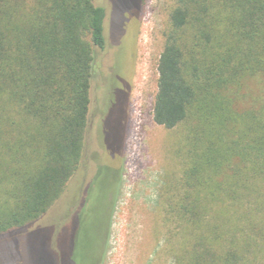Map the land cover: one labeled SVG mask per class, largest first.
Segmentation results:
<instances>
[{
	"label": "trees",
	"instance_id": "trees-1",
	"mask_svg": "<svg viewBox=\"0 0 264 264\" xmlns=\"http://www.w3.org/2000/svg\"><path fill=\"white\" fill-rule=\"evenodd\" d=\"M171 1L152 117L186 129L170 205L192 239L183 264H264V97L235 108L243 81L264 78V0ZM104 19L93 0H0V236L45 213L80 164ZM113 105L121 145L105 142L120 151L122 91Z\"/></svg>",
	"mask_w": 264,
	"mask_h": 264
},
{
	"label": "rangeland",
	"instance_id": "rangeland-1",
	"mask_svg": "<svg viewBox=\"0 0 264 264\" xmlns=\"http://www.w3.org/2000/svg\"><path fill=\"white\" fill-rule=\"evenodd\" d=\"M112 1L114 9L110 0H93L105 9L106 43L95 52L80 164L45 213L21 232L0 236V264H183L191 251L187 228L170 211L188 161L185 125L168 129L152 117L173 2L137 0L122 12L129 0ZM117 91L125 115L123 144L113 151L108 147L119 148L122 133L113 109ZM263 97L264 78L248 77L235 108ZM57 241L70 244L63 246L70 260L59 257Z\"/></svg>",
	"mask_w": 264,
	"mask_h": 264
},
{
	"label": "flooded vegetation",
	"instance_id": "flooded-vegetation-1",
	"mask_svg": "<svg viewBox=\"0 0 264 264\" xmlns=\"http://www.w3.org/2000/svg\"><path fill=\"white\" fill-rule=\"evenodd\" d=\"M60 229H61V228H60ZM64 231L66 232V229L63 227V228L61 229V233L64 232ZM57 234H60V233L57 232ZM50 236H51V237H50ZM52 238H53V232H52V235H51V234L49 235V239H52ZM58 238H59V237H58ZM58 243H59V242H58ZM59 244H60V243H59Z\"/></svg>",
	"mask_w": 264,
	"mask_h": 264
}]
</instances>
